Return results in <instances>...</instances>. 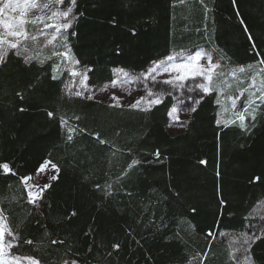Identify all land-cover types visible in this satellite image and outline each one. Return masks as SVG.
<instances>
[{"label":"trees","instance_id":"trees-1","mask_svg":"<svg viewBox=\"0 0 264 264\" xmlns=\"http://www.w3.org/2000/svg\"><path fill=\"white\" fill-rule=\"evenodd\" d=\"M73 7L83 15L66 35L91 86L111 81L113 68L138 73L178 51L203 48L224 57V70L264 60V0H79ZM52 71L50 62L29 66L15 55L0 66V165L11 169L0 168V208L19 232L22 247L13 253L42 264H235L218 235L264 227V217L251 215L264 200V118L248 132L218 127L216 93L198 103L193 93L187 98L196 110L183 132L170 134L171 97L150 111L111 107L64 96ZM44 161L58 166V179L33 208L20 178ZM41 242L47 247L36 250ZM68 245L79 256L65 257ZM251 254L264 264V239Z\"/></svg>","mask_w":264,"mask_h":264},{"label":"snow or ice","instance_id":"snow-or-ice-1","mask_svg":"<svg viewBox=\"0 0 264 264\" xmlns=\"http://www.w3.org/2000/svg\"><path fill=\"white\" fill-rule=\"evenodd\" d=\"M78 3L79 0H43V2H38V0H0V66L7 62L10 55L22 59L25 65L29 66L35 60L43 65L45 59L50 60L52 57H57L59 63L52 65L54 73L52 79L58 78L55 73H59L61 65H63L72 78H78L65 85L66 94L84 99H93V96L85 95L88 88L86 81L89 79L87 72L90 70L83 72L75 70V65H78L79 61L73 56L66 35L69 29L73 28V21L78 16L83 15L82 12L77 13L73 7V5L78 6ZM51 21L57 22L51 23ZM113 24H115V21H113ZM70 34L76 35L75 31ZM131 35H136L135 29L131 30ZM41 37L44 38L42 48L49 45L55 47L54 41H57L58 37H63V40L59 43V47L63 48V51L53 50L51 55L45 59H39V54L33 56L31 48L40 43ZM249 39H252L251 35H249ZM202 60L205 63H201ZM223 60L224 57H217L214 60L213 56L206 52H196L194 55L189 53L187 56L183 53L170 54L163 59L154 61L142 76L130 74L123 68L113 69L116 78L110 81V84L104 90H107L109 86L115 89L141 81L149 84L144 90L145 95L134 98L127 103H121L124 96H117L115 92L109 97V100L115 101L114 104H110L111 107H127L138 111H150L153 106L163 103L161 97L165 94L171 95V90H186L188 93H196L198 99L194 100V103H198L205 95L215 92L217 95L215 103L220 107V111L217 113V126H223V128L236 126L242 132L251 131L255 127L257 119L264 118V67H262L264 66V60L259 61L258 64L237 66L228 73L219 70ZM253 70L255 71L253 72ZM249 72H253V74L249 76ZM157 77L166 78L158 80ZM245 78L248 80L246 86ZM189 81L193 82L191 87ZM160 85H166L167 87L162 88ZM226 90H234L235 94L225 95ZM126 94L131 96V91ZM17 96L21 100L24 99V95L20 92H17ZM241 98H243V103L238 106ZM182 102L180 101V103ZM19 110L24 111L25 109L20 108ZM195 110V108H191V111ZM181 111L183 109L177 106L170 107L167 113L170 120L169 127L172 126L173 122L181 123L179 116ZM227 112H230L234 118L224 119V113ZM47 115L51 119L54 114L49 111ZM75 119L78 120L79 117ZM60 123L65 126L68 121L61 117ZM68 131L70 134L67 139L71 141L73 139L71 133L75 129L69 128ZM95 136L99 139L98 133ZM99 142L101 144L106 143L104 140H99ZM155 156L159 159V151L155 153ZM138 163L139 161L134 160L129 164V169ZM200 163L204 164L206 162L201 161ZM0 168H2L3 174L11 172L8 163H3ZM58 172V166L48 161L46 164H42L32 176L20 178L25 187L26 202L29 205H32L33 208H39L40 202L44 199V192L51 187L48 182L36 183L41 173L44 174V181H47L58 179ZM12 174L15 175V173ZM126 174L127 170L123 175ZM258 179L259 177L255 178V180ZM29 181H32V183L29 184ZM96 187L99 188L100 186L97 185ZM108 187L111 188V185H108ZM33 189H36V191H33ZM71 215L74 216L76 213L72 212ZM47 235L49 233L45 232V236ZM261 239H264V227L259 229L257 233L245 234L239 247L234 249V252L240 254L239 256H233L236 264H256L251 254V246ZM50 243L55 246L65 245L66 242L62 239H52ZM24 244L33 245L34 241L26 239ZM42 246L47 247L41 242L35 244V249L39 250ZM20 247L22 245L19 232L13 231L9 226L5 210L0 208V264H42V261L37 257L14 254L13 249ZM112 247L114 250H119L120 245L114 244ZM71 249L72 246L68 245L64 254L65 257L79 256V253H72ZM90 251L91 248H89ZM111 254V252L108 253V255ZM193 259L195 260V258ZM52 264H80V261L78 259L62 258L59 262L53 261Z\"/></svg>","mask_w":264,"mask_h":264},{"label":"rangeland","instance_id":"rangeland-1","mask_svg":"<svg viewBox=\"0 0 264 264\" xmlns=\"http://www.w3.org/2000/svg\"><path fill=\"white\" fill-rule=\"evenodd\" d=\"M38 2H43V0H38ZM55 22H57V21H51V23H55ZM33 31H34V29H33ZM62 40H63V37H58L57 41H54L55 47L53 45H49L47 47H43L42 48L41 45L44 43V38L41 37L40 38V43L35 45V46H33L31 48V54L33 56H36L37 54H39V59H45L46 57L51 55V52L53 50L63 51V48L59 47V43ZM196 52H206V51L203 48H198V49L193 50V51L173 52V53H171V55H176V54H179V53H183V55L187 56L189 53L194 55ZM206 53H208V52H206ZM208 54H210V53H208ZM210 55H212V54H210ZM213 58H214V56H213ZM214 60H215V58H214ZM45 62H50V64L53 65V64L59 63V58L52 57V59H50V60L45 59ZM153 62H151L141 72H138V73H130V72H128V73L142 76L143 73L146 72L152 66ZM201 63H205V61L202 60ZM113 69H119V68H113ZM113 69H112V79H111V81L116 78V76L113 73ZM52 70H53V68H52ZM75 70L83 72L85 70H88V68L78 64V65H75ZM219 70L223 71L224 73H228L230 71V70H224V68L222 66L220 67ZM253 72H252V74H253ZM55 74L57 75L58 78H62V80H63V85H62L63 95L66 96V97H70V98L76 97V96L71 95V94H66L65 85L71 83L73 81V79H78V78H72L68 74V71L64 68L63 65H61L60 72L59 73H55ZM164 78H166V77H157L158 80L164 79ZM188 83H189V86L191 87L193 82L189 81ZM86 84L88 85V88H87V90L85 92V95H91V96H93V99H84L82 97H78V98H81V99H84V100H90V101H99V102H102V103H105V104H108V105L115 103L114 100H109V97L112 95L113 92H115L117 96L123 95L124 99L121 101V103H127V102L132 101L134 98H137V97H139L141 95H145L146 93H145L144 90H145V88H147L149 86V84H146L143 81H141V82H138V83H134V84H132L130 86H121V87H117L115 89L109 86V87H107V90H104L105 87L110 84V81L106 82L104 84L98 85V86H91V85L88 84L87 81H86ZM160 87L164 88V87H167V86L166 85H160ZM128 91H131V96H128L126 94ZM171 92H172L171 95L165 94L164 96L161 97V99L165 100L167 97H171L173 103H172V105L170 107L177 106L178 108L183 109V111H181L179 113L181 123L173 122L172 126L169 127V124H170V120H169V122H168V124L166 126V129H167V131L170 134H177V133H180V132L184 131V129L186 127V124H187V121L189 120V117L191 115L192 104L189 103V99L187 98V95L188 94L193 95V93H188L186 90H171ZM225 92H226L225 95H229L228 92H230V91L226 90ZM221 99H223V97H221ZM180 101H183V102L180 103ZM219 111H220V107H219L218 112ZM228 118H232V114L230 112L224 113V119H228ZM46 162H48V161H44L42 164H46ZM37 170L34 173H32V174H30L28 176H32L33 174H35L37 172ZM28 176H26V177H28ZM52 181L53 180H50V179L47 180V181H44V174L41 173V176H40V178H38L36 180V183H41V182L51 183ZM28 183L31 184L32 181H29ZM23 187H24V185H23ZM33 191H36V189H33ZM251 215L254 216V217H260V219H263V217H264V200L260 204H258V206L253 210ZM245 234L251 235V234H253V232H248V231L246 233H244V232H240V233L239 232H222V233H220L218 235V241L225 242L228 245V247L230 249V253H231V258L232 259H233L234 255L235 256H239L240 255L239 253L234 252V249L239 247V245L242 242V239L245 236ZM14 250L15 249H13V251ZM233 261L236 264V261L234 259H233ZM188 264H195V262L191 261Z\"/></svg>","mask_w":264,"mask_h":264}]
</instances>
